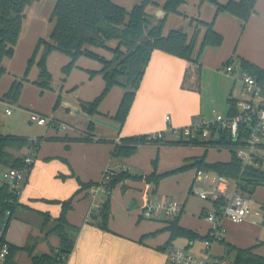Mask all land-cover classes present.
<instances>
[{
    "label": "crops",
    "instance_id": "obj_1",
    "mask_svg": "<svg viewBox=\"0 0 264 264\" xmlns=\"http://www.w3.org/2000/svg\"><path fill=\"white\" fill-rule=\"evenodd\" d=\"M37 1L38 2L28 4L37 5L36 15L32 16L23 32L21 29L22 35L20 32L14 53L7 61V70L0 78V100L3 102L2 105L4 106L6 115L13 114V111H11V113L6 112L12 102H15L17 106L31 104L32 107H38L44 110H48L52 106L56 108L59 105V107L50 111L53 120L49 124H44L46 127L41 134L33 138L27 137L32 140L41 137V140L35 152L34 164L28 175V181L20 191L19 205L10 220L6 231V239L12 245L23 246L28 237L32 235L37 238L35 247L36 253H52L55 249H58L60 238L53 233H49L44 237L47 230L44 226L43 213H48L52 217L58 216L61 211V204L51 200H64L69 198L80 188V184L78 183L77 186L71 187L64 193L60 191L62 187L61 184L58 186L56 185L55 188H45V185L42 184L41 172L46 166H42L43 164L39 159L42 158V162L48 164L49 162L47 161L51 158L50 155L53 154L48 152L50 151L49 147L60 145L58 143H50L51 140L63 141L65 148L68 150L63 154L61 153V156L67 159V162L64 164L70 170V176H75L77 180L79 179L83 182H89L94 181L92 180V176L95 174L96 168L88 164V175L81 176V179L75 174V167L80 163L79 156L73 150L75 146L82 148L87 147L90 152H93L95 147L100 151L102 147L105 150L104 158H106L108 152L112 154L114 148L113 141L116 137L150 134L162 131L163 138L159 144L175 142L176 137L172 127L188 124L199 115L211 117L214 112H218V109L224 110V113L227 112L230 106L229 100L236 99L242 92V82L239 77L235 76L237 75L239 67L232 62L237 61L238 63L236 64L239 65L240 60L244 58L264 68V0L256 1L254 11L247 21H243L229 11H220L216 13V5L211 0H184L181 5L182 8L186 5L187 10L190 12L198 15L205 21H212L215 30L220 32L223 36V41L220 45H206L200 53L199 59L202 64L201 90L199 92H193L181 89L180 80L185 66L184 59L160 49H154L123 124H119L114 118L124 92V89L119 85H114L110 88L98 104L97 112L94 114L88 113L80 104L81 101L93 100L104 88L105 81L103 74L100 72L102 62L98 59L87 55H80L70 71L64 73L62 67L70 61V56L61 51L53 50L48 54L47 66L53 76L51 88L53 85L55 91L52 90L48 92L47 90L49 89L47 88L45 91V88H40V86H30L32 84H30L29 81L36 80L39 74L35 63L37 64L42 47L38 49L35 55L34 66H32L28 76H26V72L28 71L27 62L34 53L37 41L40 37H43L42 34L45 31L44 19L52 12L55 4V0ZM218 1L226 2L228 0ZM44 2L46 3V13L43 15L40 13V9L43 7ZM37 12H39V14ZM178 18L180 23L181 19L179 16ZM94 51L106 58L112 57V52L109 49L98 47L94 48ZM234 54L236 57L233 56ZM228 59H231V64L235 67L231 72L222 69L223 66L226 65ZM24 76H26L28 82L24 81L22 83L18 99L13 101L4 97V94L10 89L13 80L15 78L20 79ZM209 80L210 82H215L216 86L214 88H212L213 82L210 86ZM58 108L65 111V116L67 120L70 121H65V119L60 118L62 116L56 113ZM166 116H169V120H166ZM29 123H32V121L29 120ZM89 128L93 129L95 133L89 132ZM13 134L18 135V133ZM50 137H59V139L50 140ZM63 137H65V139ZM67 138H70V140ZM101 140L110 143H99ZM142 144L143 143H140L136 151L129 156L112 155L119 159V162L121 161L125 164V162L128 161L132 168L134 165L137 167L138 156L143 146ZM223 148L225 147L204 145L203 152L201 151L195 156L200 157L205 154V160L208 162L229 160L230 154L228 157L216 155V152ZM22 149L19 151H22V153L19 154L21 156H25L31 151L30 146H25ZM54 154H56V152ZM82 157L84 160H87L86 158L88 156L86 157L85 154H82ZM194 158L195 157L189 162L181 163L180 165H176L175 160L161 171H157L156 168L143 173L136 171L135 168L132 170L128 168L127 171L132 175H140L149 174L156 170L157 174L166 173L167 175V172L192 162ZM124 159L126 161H123ZM132 163H134V165H131ZM124 164L122 166H126ZM3 168L6 169V167ZM193 168L195 170V167ZM51 175L52 174L48 172L47 180H51ZM163 178L164 176L156 185L151 182L147 183L152 184V189L155 191ZM2 181H4V179L0 180V182ZM137 181L145 182L146 180L140 179ZM55 191L57 193H54ZM189 191L192 192L191 186ZM87 194L86 189H81L73 199V207L67 212V219L69 222L79 226L80 230L76 237L75 248L67 258L65 264H99L98 260L100 261L103 255L109 262L113 261V251L111 250L110 243L113 242L114 237H112L111 234L114 232H121L127 234L129 237L133 234L114 228V226H108L109 230L107 231L102 230L95 222V220L99 218L98 204L100 203H98L95 208H92V200H84ZM81 199L84 200L81 203L83 204L82 209H84L86 214L82 223L74 218L77 206L81 204L79 203ZM141 199L140 203L144 206L145 202L150 198L144 196ZM135 203L136 200L133 199L129 206ZM185 203L186 202H182L183 206H185ZM207 210L209 209H201L203 216ZM95 216H97L96 219ZM86 217L88 219H86ZM142 217L143 215L140 213L139 219ZM151 217L159 221V227L156 231L153 230L151 232L166 231L165 233H167V237L164 238L163 241L158 239L154 243L157 260H155L153 264H163L166 257V249L163 248V246L169 237V231L165 228L168 224L167 221L171 218L163 214ZM110 218L111 213L109 219ZM205 220L209 225L204 229H202V227L194 228L187 225L183 226L194 229L201 234H205L210 226V222L206 218ZM225 222L226 225H230L229 220ZM111 238L112 240L108 242ZM226 241L232 243V241L228 239H226ZM256 244H258V246L261 245L259 243L253 245ZM249 246H252V244L247 245V247ZM259 249L258 247L255 251ZM257 252L264 255L260 250ZM12 260L14 264H31L32 262L31 255L23 249H18L13 254Z\"/></svg>",
    "mask_w": 264,
    "mask_h": 264
},
{
    "label": "trees",
    "instance_id": "obj_2",
    "mask_svg": "<svg viewBox=\"0 0 264 264\" xmlns=\"http://www.w3.org/2000/svg\"><path fill=\"white\" fill-rule=\"evenodd\" d=\"M34 0H0V78L7 70V61L14 53L19 35L26 16V6ZM203 1V0H201ZM216 5V13L229 11L243 21H247L254 11L257 0H228L219 2L211 0ZM184 0H139L130 8L119 5L112 0H55L50 14L53 27L48 37H40L37 41L33 55L28 59L27 69L35 61V55L42 47L40 57L37 61L39 74L34 82L42 88H51L52 74L47 66L48 54L53 50L61 51L70 56V61L62 67L64 73H68L74 66L80 55H87L102 62L100 72L103 74L105 85L101 93L90 101H81V106L90 114L97 112L98 104L110 88L119 85L124 89L118 109L114 118L123 124L128 111L132 105L137 89L139 88L145 68L150 60L152 51L160 49L184 59L185 66L180 80V88L185 91L199 92L202 86V64L200 53L206 45L218 46L223 41V36L213 27L212 21H205L198 15L189 16L181 9ZM164 10V15L155 14L156 9ZM174 13L186 21V27H171L164 31V23L168 16ZM187 25L191 28H187ZM106 48L112 52L111 58L94 51V48ZM231 59L226 61L230 64ZM240 66L252 73L258 79L264 80V68L242 58ZM25 77V76H24ZM24 77L15 78L10 89L4 97L16 101L20 94ZM230 108L235 103L230 99ZM247 132L245 125L241 124V134L234 140L228 130H219L218 136L210 140H192L190 142H175L215 145L227 147L230 151L229 160H217L208 162L205 154L195 157L192 162L180 166L173 171L186 168H202L225 175L235 185L236 190L242 194L252 197L257 187L264 186V169L261 168L263 156H258L256 161L259 166L245 165L237 154L236 146L245 141ZM65 139V137H63ZM59 139V137H50ZM70 140V138H67ZM41 137L36 140L13 133L0 132V168H20L24 163V156L16 153L23 147H34L37 149ZM73 140V139H71ZM162 139H151L148 134L130 135L120 138V143H115L113 155L129 156L133 154L140 143L161 142ZM34 162L27 165L28 173L23 186L28 181V175ZM156 168V167H155ZM166 173L157 174L156 170L149 174L132 175L125 171L111 180L112 183L125 177L145 179L147 182L158 184ZM78 188L72 196L64 200H51L61 204L58 216L52 217L43 213L46 235L53 233L60 238L58 249L52 253H36L37 238L30 235L23 246L10 245V254L7 264H14L13 254L18 249L27 251L32 258L31 264H65L76 244V237L80 227L69 222L67 212L73 207V199L81 189H86L92 181L83 182L79 180ZM218 208L221 201H215ZM19 205V193L14 184L9 180L0 182V222L5 219L7 231L10 220ZM214 206V203H213ZM9 211L7 216L6 212ZM111 213V203L107 199L101 203L98 209L99 218L95 220L102 230H109L108 221ZM6 216V218H5ZM180 214L169 219L166 230L169 237L163 248H166L178 237H185L189 244L195 240L210 238L209 234H201L198 231L185 227L179 223ZM45 229V228H44ZM260 242L259 244H262ZM187 244V246H189ZM225 245V253L235 249V255L231 264H264V255L255 251L256 245L249 247H237L230 244L225 238L220 240ZM228 252V253H229ZM227 253V255H228ZM229 256V255H228Z\"/></svg>",
    "mask_w": 264,
    "mask_h": 264
},
{
    "label": "rangeland",
    "instance_id": "obj_3",
    "mask_svg": "<svg viewBox=\"0 0 264 264\" xmlns=\"http://www.w3.org/2000/svg\"><path fill=\"white\" fill-rule=\"evenodd\" d=\"M112 1L124 7L130 8L135 2H138L139 0ZM160 1L162 2L163 0ZM33 2L38 1L35 0ZM45 4L46 3L44 2L43 7L40 9V13L43 15L46 13ZM26 7V16L24 18L22 32L27 27L32 16L36 15L37 5H28ZM181 9L187 14H189V16L195 15L194 13L187 10L186 5L184 6V8H182L181 6ZM37 13L39 14V12ZM50 13L49 15H47V18L44 19L45 31L42 34L43 37H48L53 27V22H51L49 19ZM179 17L181 19L180 23L178 15L171 13L164 23V31L166 32L169 28L176 27V25L177 27H186L185 19L183 20L181 16ZM192 27L194 26L191 25V28ZM187 28H189L191 31V28L188 25ZM233 56L236 57L235 54ZM33 63L30 65L28 71L26 72V76H28L32 66H34ZM232 63L236 66H239L238 64H236L238 63L237 61ZM35 66H37L36 68H38L39 71V66L36 63ZM238 71L237 75H235L236 77L240 76ZM26 76L23 82H28ZM219 80L221 81L220 78ZM29 82L30 84H32L30 86H39L34 81ZM212 82H210V86ZM215 86V82H213L212 88H214ZM47 89H49L47 90L48 92L52 90L55 91V89H53V85L52 88ZM44 90L46 91V88ZM2 103L3 102L0 100V132L4 134L18 133V135L26 136L29 138H33L41 134L44 128L46 127V125H39L35 121L29 123V120H31L30 113L35 112L38 114H43L53 119L51 117L52 114H50V111H53L54 109L59 107V105L56 108L52 106L50 109L44 110L38 107H32L31 104H22L21 106H17L15 102H12L10 107L13 111V114L6 115ZM56 113H59L58 115L62 116L60 118L65 119V121H70L67 120L65 116L66 113L65 111H63V109L58 108V111ZM218 113H224V110L218 109ZM88 130L91 133L94 132L91 128H89ZM120 138L121 137H116L114 139V142L120 143ZM50 143H58L60 145H53L49 147L50 151L48 152L53 154L50 155L51 158L48 159V164L42 162V158L39 159V161H41V163L43 164L42 166H46L41 172V178L43 180L42 184L45 185V188H55L56 185L58 186L61 184L62 187L60 191L64 193L68 191L71 187L77 186L79 181L75 176H70V170L64 164L67 162V159L61 155L68 150L65 148L63 141L51 140ZM99 143L108 144L110 142L101 140ZM142 145V149L138 156L137 167H135L134 163H132L131 165H134L133 168L130 166L128 161L124 159L123 161L127 162H125V164L121 161L119 162V159L114 157L109 152L107 157L104 158L105 150L102 147L100 151H98V149L95 147L93 152H90L87 147L82 148L79 146H75L73 148V150L76 152L80 159V163L75 167V174H77L80 179L81 176L88 175V164H91L96 168L95 174L92 176V180H94L92 182L94 183H91V185L86 188V193L88 194L84 198V200H92V208H95L98 203H102L103 201L109 199L111 203V218L108 221V226H114V228L120 229L126 233H133L132 235H130V237L127 236V234L121 232H119L120 234L117 232L112 233L111 236L114 237V239L113 242L110 243V247L113 251V261L109 262L103 255L101 256L100 261L98 260L99 264H153L154 261L157 260L156 251L154 249V243L158 239L163 241L164 238L167 237V233H165L166 231H157L154 233L151 232L153 230L156 231V229L159 227V221L155 220V218L143 216L141 219H139V214L142 213L143 209V204L140 203V201L142 200L141 198L144 196H147L148 198L156 197L160 199H174L178 200L180 203L186 202L179 217L180 223L182 225H187L194 228L202 227V229L209 225L208 222L205 220L201 209H213V200L211 198H202L199 192L204 191L205 193H209L211 192L212 187L209 186V184H207L206 182L200 181L198 178H195L196 169L194 170L193 167L168 173L164 176L155 191H153L152 189V184L147 183V181H137L140 179L134 177H125L112 183L110 186L111 180L115 177H118L123 172L127 171L128 168L130 170L135 168L136 171L142 173L150 171L155 167L157 171H161L163 168L167 167L170 163L175 160L176 165L189 162L191 159H193V157H196V154L200 153L201 151L203 152L204 146L202 144L181 142H168L163 144H159V142H146ZM31 150H34V154L32 155V157L34 158L36 149L32 147ZM55 152L56 154H54ZM16 153L20 154L22 153V151H17ZM259 153L263 156L261 168L264 169V147L259 148ZM82 154H85L86 157L88 156L86 158L87 160H84ZM229 154V150L226 147L216 152V155L223 157H228ZM123 164L127 166L126 170L122 169ZM108 168L113 170L111 171V173H107L106 175H104L105 170H107ZM4 171L5 168H0V180L4 179ZM48 172L52 174L50 179L54 183L51 180H47ZM108 174L110 178H108ZM97 175L98 178L96 179ZM103 175L108 181L106 187L102 185L103 181H105ZM94 184H97V186L95 187L96 192L92 193L91 191L92 188H94ZM190 186L192 187V192L189 191ZM230 189H234L233 183L231 184ZM54 193L57 192L55 191ZM133 199L136 200V203L132 206H129ZM252 199L254 200V207L258 208L261 211L263 218H259L257 221H243L244 223L241 222L240 224L231 222L229 220V226L226 225L225 222V239L232 241V243L230 244H234L237 247H247V245L249 244L253 245L255 243L263 242L260 246H258L257 244L255 249L259 247L260 252L264 253V186L257 187L256 191L252 195ZM84 200L81 199L79 203ZM82 206V203L78 204L77 210L75 211L74 215V218L80 221L81 223L83 222V219L86 215L84 209H82ZM88 218L86 217V219ZM111 240L112 238L109 239L108 242H110ZM192 243V246L189 247L195 253H201V251L203 252V250L205 249L203 240H195L192 241ZM173 244L176 246H187L189 242L185 237H178L173 240ZM224 246L225 245L220 243H214L211 246L210 252L216 255H223L225 253ZM228 255V257L232 259L235 255V249H232L228 253Z\"/></svg>",
    "mask_w": 264,
    "mask_h": 264
},
{
    "label": "built area",
    "instance_id": "obj_4",
    "mask_svg": "<svg viewBox=\"0 0 264 264\" xmlns=\"http://www.w3.org/2000/svg\"><path fill=\"white\" fill-rule=\"evenodd\" d=\"M239 79L242 82V92L235 100L232 110L225 113L214 112L211 117L196 116L192 122L181 126L172 127L176 140L181 142H190L196 139L210 140L218 136L219 130H228L234 140H237L241 134V124L245 125L247 136L245 141L236 146V151L242 162L259 166L256 161L259 153V148L264 147V80L258 79L252 73L244 70L240 64L238 66ZM224 70L231 72L235 69L233 64L223 66ZM230 108V106H229ZM11 107L7 108L6 112L11 113ZM32 122L44 125L49 124L53 119L43 114L35 112L30 113ZM169 120V116H166ZM151 139H162L163 132L157 131L148 134ZM34 150H31L24 156V165L20 168H6L3 175L5 180L12 182L20 194L23 184L26 180L28 167L27 165L34 161L32 155ZM126 170V166H122ZM113 169H107L104 175L111 173ZM103 178V186H107V180ZM108 178H110L108 174ZM195 178L204 181L212 187L211 192L205 193L200 191L202 198H211L213 200V209H209L204 213L205 218L210 222L207 230L210 238L204 241L205 249L201 253L193 252L189 246H176L173 243L166 246V257L163 264H231L227 253L216 255L210 252L211 246L214 243H220V240L226 236L225 220L241 223L251 220L257 221L263 218L261 211L254 207L252 197L242 194L240 191L231 190L232 182L225 175L214 171L205 170L202 168L196 169ZM98 184V183H97ZM94 184L92 193H95ZM221 201V207L218 208L215 201ZM101 203L98 204V207ZM183 210V204L174 199H148L142 209V215L151 217L154 215L163 214L173 218L179 215ZM9 211L6 212V216ZM5 216V218H6ZM6 221L3 219L0 222V264H7V259L10 254V245L6 239Z\"/></svg>",
    "mask_w": 264,
    "mask_h": 264
},
{
    "label": "water",
    "instance_id": "obj_5",
    "mask_svg": "<svg viewBox=\"0 0 264 264\" xmlns=\"http://www.w3.org/2000/svg\"><path fill=\"white\" fill-rule=\"evenodd\" d=\"M164 10H162V9H158L156 12H155V14H157V15H159V16H162V15H164ZM97 218V216H95V219ZM226 252L228 253L229 252V249H227L226 250Z\"/></svg>",
    "mask_w": 264,
    "mask_h": 264
}]
</instances>
